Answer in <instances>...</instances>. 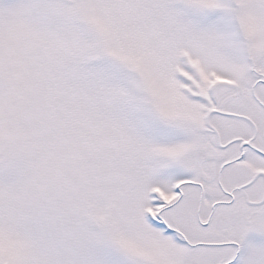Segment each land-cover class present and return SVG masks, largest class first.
<instances>
[{
  "label": "snow or ice",
  "instance_id": "obj_1",
  "mask_svg": "<svg viewBox=\"0 0 264 264\" xmlns=\"http://www.w3.org/2000/svg\"><path fill=\"white\" fill-rule=\"evenodd\" d=\"M0 264H264V0H0Z\"/></svg>",
  "mask_w": 264,
  "mask_h": 264
}]
</instances>
